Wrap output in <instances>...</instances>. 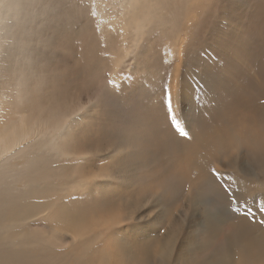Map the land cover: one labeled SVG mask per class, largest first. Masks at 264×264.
Here are the masks:
<instances>
[{
  "label": "bare ground",
  "instance_id": "6f19581e",
  "mask_svg": "<svg viewBox=\"0 0 264 264\" xmlns=\"http://www.w3.org/2000/svg\"><path fill=\"white\" fill-rule=\"evenodd\" d=\"M67 1L70 2V6L66 0H0V37L3 29L11 30L15 25V28L27 27L29 21L38 16L37 11L40 12L39 7L31 6L33 4L57 9L59 17L56 24L58 28L61 26L60 20L73 19L74 16L83 14V11H80L78 7L71 6L79 5L77 0ZM116 2L120 8L118 15L124 20V22L123 20L119 21L122 33L129 29L128 25L131 22L128 20L125 23V16L133 15L136 19L135 16L143 13L144 16L147 15L145 11H148V0H116ZM149 4L151 3L149 2ZM250 4L252 3L250 2ZM248 5L247 0H229V14L226 21L228 23L236 22L239 12H241L240 9H244ZM17 11L23 12L21 19H13L16 15H12ZM109 17L111 16L103 10L97 14L101 23L111 22L114 15ZM144 20L135 29L136 34L145 27ZM224 24L225 26L223 24L220 26L221 30L226 28L227 24ZM239 25L240 23L237 21L227 33L220 32L224 44H228L229 40L231 42V47L224 54L219 52L220 56L223 55L222 59L228 60L229 56L235 55V52L241 53L244 48L248 49V46L244 47L245 41L242 43L240 36L230 38V36L240 35L238 33L241 30L237 32ZM117 30L119 32V26ZM188 63L186 64L188 65ZM195 64L191 65V70L187 69L189 71L181 82L182 93L179 95L182 101L180 109L181 111L184 109L186 124L189 123L187 122L189 121L187 111L193 110V102H204V99H208L209 94L207 93L212 89L202 83V78L205 74L216 72V67L214 69L209 64L200 66V69L197 68L198 62ZM234 64L236 65L235 62ZM72 65L75 67V72L74 77L68 80V82L70 81L69 86L67 82L54 85L58 76H54L50 71H46L43 80L37 82L33 75L34 71L27 72L18 68L21 66L20 62L16 64L15 72L11 70L12 76L4 78H2L3 75L0 76L1 81L10 79L7 84L11 86V93L4 94L3 90L0 92V251L7 245L20 264H64L61 262L60 256L41 244V238L34 237L36 234L33 235L23 227L39 215L48 218L53 213V222L57 223L58 233L68 232L72 235L70 237L72 247L83 245V250H87L92 244V261L85 260L81 264H218V262L220 264H264V248L261 245V241L264 240V229L258 224L249 226L242 219L239 221L240 223L228 219L230 213L223 203L218 202L215 198L214 186L209 174L210 168L231 172L234 182L229 181V186L233 189L238 188L243 199L248 200L249 203H259L264 200V128L257 125V123L263 125L264 122V112L259 110L258 104V101L264 98V86L259 85V88L256 86L258 89L256 87L248 89L245 86L246 89L240 91L238 103L248 101L244 105L250 109L255 108V111L250 113H258L259 110L255 118L251 115L246 119L245 113H241L235 122L230 118L232 129L226 127V130H218L217 140L212 136H207L192 142L189 147L182 145L181 148L179 146L182 150H178L179 155L177 158L175 157V161L179 160V162H175L174 158L170 160L166 157L164 152L167 148H171L167 147L164 152L162 151L164 155H162L163 159L160 164L153 168L149 167L145 161L147 141L144 142L135 130L130 131L131 133L126 132L124 137L122 136L118 142L110 146L99 150L92 148V151L105 153V157H108L111 163L103 169V175L98 178L97 186L92 187V192L98 199L94 200L96 205L92 208L91 215L94 227L92 242L85 243V239L82 237L83 226L91 223L85 222L80 213L77 215L74 209L68 208L67 204L61 199H57L55 195L67 186H76L80 179L86 175H73L72 167L69 165V167L55 165L53 168L52 164L55 162L47 165V161L43 159L42 155L44 149L47 151L57 149L55 153L59 155V152L63 150V138L67 131L82 118L81 109L84 110L85 106L82 104V100H78L76 96L83 97L89 103L92 101V95L99 96L101 94L98 82L92 81V77L90 79L89 75L78 72L77 64L73 63ZM209 68L212 70L207 72ZM237 68L240 69V66ZM196 69L201 72L198 74ZM8 71L10 70L8 69ZM217 71L220 73L219 69ZM222 81L220 80V82ZM30 83L27 100L20 105L18 102L20 96L17 98V94L22 87L27 88ZM36 83L45 86V88L40 89ZM3 85L5 82H2L1 86L3 87ZM198 87L200 94L196 95ZM216 91L218 90L216 89ZM252 94H255L256 97ZM230 113L228 114L230 115ZM196 119L198 120V118ZM223 120L226 119L223 118ZM187 125L190 126V124ZM183 133L185 132L183 131ZM172 148L174 147L172 146ZM173 150L175 151V149ZM65 154L71 155L72 153L66 152ZM158 159L159 157H152L151 161ZM256 175L261 176L257 181L254 180ZM169 177L173 180L176 179L170 189L176 190L180 197V202H176L172 210L167 207V201L163 198L167 193L164 181ZM110 187L113 189L106 192ZM101 192L106 193L101 194ZM204 199L209 201L213 217H210L204 208L206 204ZM137 211L141 216L139 219L134 218ZM116 212L122 213L123 219L128 220L126 221L128 227L122 229L124 223H121L105 229H112L113 234L110 239L114 245L107 249L103 247L98 252V248H94V246L101 239L102 233L97 229H100L106 222L108 215ZM224 212L227 213V216L224 215ZM244 230L252 233L251 239L242 235ZM94 231L100 234L95 235ZM139 231L141 233L136 235ZM76 240L78 241L76 242ZM50 243L52 242L50 241ZM0 264H3L2 260H0Z\"/></svg>",
  "mask_w": 264,
  "mask_h": 264
},
{
  "label": "rangeland",
  "instance_id": "374dc122",
  "mask_svg": "<svg viewBox=\"0 0 264 264\" xmlns=\"http://www.w3.org/2000/svg\"><path fill=\"white\" fill-rule=\"evenodd\" d=\"M148 1L151 4L148 2V11H145V14L150 18L147 15L144 16V13L138 15L139 17L135 16L136 19L133 15L129 16L128 14L125 16V23L128 20L131 22L128 25L129 29L124 30L123 33L120 30L121 23H119L123 19L118 15L120 8L116 0H77L78 9L82 10L83 14L76 15L73 19L60 20L61 26L59 28L56 24L59 17L57 9L33 4L31 6L39 7L40 12L37 11L38 16L31 19L27 27L15 28V25L11 30L3 29L1 31L0 76L3 75L2 78L12 76L11 70L15 72V66L20 62L21 66L18 68L27 72L34 71L33 75L37 82L43 80L46 71H50L54 76H58L54 85L67 82L69 86L70 81L68 82V80L74 77L75 67L72 65L74 63L79 67L77 68L78 72L89 75L88 77L90 79L92 77V81H97L101 87V94L99 96L92 95V101L89 103L83 97L76 96L78 100H82V104L85 106L84 110L81 109L82 118L67 131L63 138L62 149L64 152L63 150L60 151L59 155L55 153L57 149L54 151L44 149L43 153L41 152L43 159L47 161V165L54 162L53 168L55 165H69L72 167V174L76 176L83 174L88 176L101 172L111 163V160L105 157V153L92 151V148L99 150L110 146L118 142L122 136L124 137L126 132L135 130L144 142L147 141L145 161L149 167L153 168L160 164L164 153H166L167 158L170 160L174 158L175 161L179 155L177 151L182 150V145L189 147L192 142L207 136H212L213 139L217 140L218 130L232 129L231 119L235 122L241 113H245L247 119L251 115L255 118L259 110L264 112V98L258 101V113H250L255 111V108H247L244 104L248 101L238 103L240 91L245 86L248 89H255L256 86L259 88V85L264 86V0H247L248 7L240 9L241 12H239L237 20L240 23L237 30V32L241 30L238 33L240 35L230 36V38L240 36L241 42L245 41L244 47L248 46V49L244 48L241 53L235 52L233 57L228 55V60L222 59L223 55L220 56V53L224 54L231 47V42L229 40L228 44H224L221 33H227L229 28H233L232 26H235L237 22L228 23L226 21L229 14V0ZM66 2L70 6V2L67 0ZM57 7L59 9V3ZM101 10L111 17L114 15L112 18L109 17L111 22L101 23L98 20L97 14ZM12 16H14L13 19H21L23 12L17 11ZM142 19H145V27L136 34L135 29L143 21ZM224 23L227 24L226 28L221 30L220 26L222 24L225 26ZM116 25L119 26L120 33ZM215 53L220 57H217ZM188 62L191 64L189 65ZM197 62L198 69L200 66L209 64L214 69L216 67V72L208 74L210 78L206 74L205 76L208 77L202 78V83L205 86L207 84V87L212 89L207 93L209 94L208 99H204V102H193V110L187 111L189 120L187 124L192 126L190 127L184 120V109L182 111L180 109L182 101L179 95L182 93L181 82L189 71L187 69L191 70V65L194 66ZM239 66L240 69L237 68ZM1 67L3 68L1 69ZM251 67L252 70L254 68L253 71ZM212 68H209L207 72ZM8 69L10 71L7 72ZM198 69L196 71L199 74L201 71ZM218 69L220 73L217 71ZM200 76L203 77V75ZM212 76L214 78L217 76L216 80ZM9 80H0L1 85L2 82H5L3 87L0 85V92L3 90L4 94L11 93V86L7 84ZM220 80L223 81L220 82ZM244 81H246L245 84ZM170 84L171 88H169ZM30 85L31 83L27 88L22 87L17 94V98L20 96L18 99L20 105L26 102ZM36 86L40 89L45 88V86L37 83ZM258 88L256 87V89ZM198 94H200L199 87L196 92V95ZM252 96L256 97L255 94ZM211 104L212 106L214 104V107ZM218 115L220 116L218 117ZM150 117L153 122H151ZM200 118L202 119L200 120ZM223 118L227 121H222ZM204 122L207 124L206 126H204ZM257 125L264 128V122L263 125L262 123H257ZM181 131H184L185 135H181ZM188 138L189 140H187ZM164 150L166 151L164 152ZM66 152L72 154L66 155ZM85 153L88 155H84ZM152 157H159V159L151 161ZM175 162H179V160ZM260 177V175H256L254 180L257 181ZM169 178L164 181L167 193L164 190L162 192L166 193L163 198L167 201V207L172 210L176 202H180V197L176 190L170 189L171 185L175 184L176 179ZM92 181L83 185L84 187L67 186L55 195L57 199L65 202L68 208L74 209L77 215L80 213L85 222L91 223L83 226L82 237H84L85 243L92 242V229L94 227L92 226L91 215L92 208L96 205L94 200L98 199L92 192V187L97 186L98 179ZM247 183L249 182L247 181ZM91 184L92 186H90ZM85 187L87 188L84 189ZM112 189L113 187H110L106 192ZM76 192L78 193L77 198L70 200V197ZM106 192H101V194ZM204 201L206 202L204 208L210 217H213L209 201L207 199ZM138 212L134 218L139 219L141 217ZM224 215L227 216V213L224 212ZM229 216L228 219L231 221L240 223L241 219L233 218L231 213ZM53 217V213L48 218L39 215L23 227L33 235L36 234L34 237L41 238V244L60 256L61 262L64 264H81L85 260L92 261V244L87 250H83V245L72 247V240L70 239L72 235L68 232L58 233L57 223L53 222ZM127 224L128 222L122 224L125 226L122 229H126ZM97 231L102 233L101 239L94 246V248H98V252L103 247L107 249L114 245L110 239L111 234H113L112 229L105 230L101 227ZM97 231H94L95 235L100 234ZM140 233L141 231L135 234L139 235Z\"/></svg>",
  "mask_w": 264,
  "mask_h": 264
},
{
  "label": "snow or ice",
  "instance_id": "6c2138e0",
  "mask_svg": "<svg viewBox=\"0 0 264 264\" xmlns=\"http://www.w3.org/2000/svg\"><path fill=\"white\" fill-rule=\"evenodd\" d=\"M76 8L79 5H71ZM108 80L106 79V82ZM171 84L169 88H171ZM175 127V125H173ZM181 135H185L183 131H181ZM84 155H88L85 153ZM209 174L212 178V185L214 186V196L218 202L223 203L226 210L232 214L233 218H239L251 224H258L264 229V200H261L259 203H249L248 200L243 199L242 194L237 189H233L229 186V181H233V174L227 171H218L216 168H210ZM103 175V171L93 173L88 176H84L81 178L80 182L75 186L79 188L88 182L98 179ZM78 196V193H73L70 197V200H75ZM259 216V219L257 217ZM131 219V216H129ZM126 221L123 219V214L116 212L114 214L108 215L106 217V222L102 225L103 229L108 228L114 224L125 223ZM248 239L252 238V233L244 230L242 233ZM262 248H264V240L261 241ZM0 260H2L3 264H20V261L13 255V253L8 249L7 245H5L4 249L0 251ZM220 264V262H218Z\"/></svg>",
  "mask_w": 264,
  "mask_h": 264
}]
</instances>
